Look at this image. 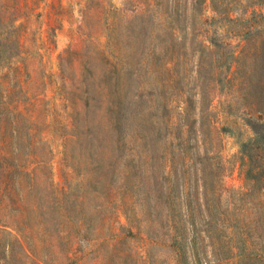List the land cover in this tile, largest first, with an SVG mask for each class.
I'll return each mask as SVG.
<instances>
[{
  "label": "rangeland",
  "instance_id": "obj_1",
  "mask_svg": "<svg viewBox=\"0 0 264 264\" xmlns=\"http://www.w3.org/2000/svg\"><path fill=\"white\" fill-rule=\"evenodd\" d=\"M257 46L264 0H0V264H264Z\"/></svg>",
  "mask_w": 264,
  "mask_h": 264
},
{
  "label": "trees",
  "instance_id": "obj_2",
  "mask_svg": "<svg viewBox=\"0 0 264 264\" xmlns=\"http://www.w3.org/2000/svg\"><path fill=\"white\" fill-rule=\"evenodd\" d=\"M246 47V46H245ZM255 67L254 72L258 74L260 77V80H255L253 78L252 74L247 73V82L250 84L251 89L253 88L257 95L254 96L253 103L257 106L259 112H264V96L260 95L259 93L264 92V46H257L255 48ZM248 60V56L243 50L241 52V55L238 57V68L237 71L240 72V70L246 68V63ZM246 72V71H244ZM246 76V77H247ZM252 91V90H251ZM247 122L250 125L253 136L247 141L242 144L241 148V165L243 167V170L245 172V176L253 181L255 185H259L262 180H264V160L263 158V152H264V120L262 118H253L249 117L247 118ZM234 233H238L239 238L242 237L243 232L242 229H240V222H236L233 225ZM220 245L223 249L216 248L215 246V254L221 255L223 254V258L229 259L236 256H249L248 253H246V242L245 240H238L236 244L231 246H225V243L223 240H220ZM179 251L183 253L181 245L177 246ZM233 248H236L237 251L234 252ZM194 249H195V255L197 256V260L199 263L202 262L199 254V250L197 248L196 243H194ZM262 256V254H261Z\"/></svg>",
  "mask_w": 264,
  "mask_h": 264
}]
</instances>
